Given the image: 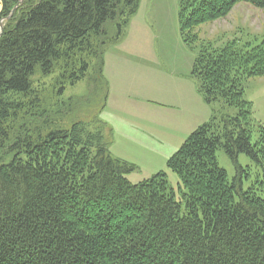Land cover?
<instances>
[{
  "label": "trees",
  "instance_id": "1",
  "mask_svg": "<svg viewBox=\"0 0 264 264\" xmlns=\"http://www.w3.org/2000/svg\"><path fill=\"white\" fill-rule=\"evenodd\" d=\"M240 3L264 9L180 0L182 40L198 49L191 76L214 108L168 160L178 199L164 172L132 184L136 166L112 156L98 119L104 54L140 0H1L0 22L18 8L0 37V264H264V198L217 161L223 150L264 164V127L244 89L264 77V40L199 47L195 34ZM84 80L86 97L61 100Z\"/></svg>",
  "mask_w": 264,
  "mask_h": 264
},
{
  "label": "rangeland",
  "instance_id": "2",
  "mask_svg": "<svg viewBox=\"0 0 264 264\" xmlns=\"http://www.w3.org/2000/svg\"><path fill=\"white\" fill-rule=\"evenodd\" d=\"M180 10V0H140L139 13L104 54L109 99L98 117L111 136L112 156L136 166L127 179L138 184L164 172L178 199L181 181L168 169V160L210 121L214 108L205 103L191 76L198 49H190L182 40ZM195 34L199 47L222 48L234 41L240 46L258 45L264 40V9L240 3L225 19L202 25ZM40 81L42 90L51 89L52 78ZM244 89L246 101L252 104L254 127H264V77L247 80ZM88 94L84 80L67 87L61 100ZM89 115L92 112L85 116ZM217 161L231 182L240 180L243 191L253 189L264 198V164L243 154L235 162L223 150L217 152Z\"/></svg>",
  "mask_w": 264,
  "mask_h": 264
},
{
  "label": "water",
  "instance_id": "3",
  "mask_svg": "<svg viewBox=\"0 0 264 264\" xmlns=\"http://www.w3.org/2000/svg\"><path fill=\"white\" fill-rule=\"evenodd\" d=\"M15 10H16V8L14 9V11ZM12 15H13V13H12ZM12 15H11V17H12ZM11 17H7V18L3 19V21L1 22V24H0V27H1L0 37H1L2 33H3V24L2 23L5 22V21H9Z\"/></svg>",
  "mask_w": 264,
  "mask_h": 264
},
{
  "label": "crops",
  "instance_id": "4",
  "mask_svg": "<svg viewBox=\"0 0 264 264\" xmlns=\"http://www.w3.org/2000/svg\"><path fill=\"white\" fill-rule=\"evenodd\" d=\"M138 13H139V11H138ZM138 13H137V14H138ZM137 14H136V15H137ZM108 99H109V97H108ZM107 104H108V101H107Z\"/></svg>",
  "mask_w": 264,
  "mask_h": 264
}]
</instances>
